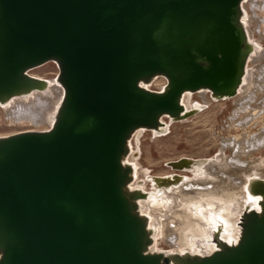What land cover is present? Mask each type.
Masks as SVG:
<instances>
[{"label": "water", "instance_id": "95a60500", "mask_svg": "<svg viewBox=\"0 0 264 264\" xmlns=\"http://www.w3.org/2000/svg\"><path fill=\"white\" fill-rule=\"evenodd\" d=\"M243 1L0 0V104L46 90L30 70L48 62L63 90L48 129L0 135V264H264V178L247 184L236 240L219 219L214 251H157L140 210L150 193L131 187L127 161L137 130L202 109L186 110L184 93L237 95L257 48ZM185 177L150 179L161 193Z\"/></svg>", "mask_w": 264, "mask_h": 264}, {"label": "bare ground", "instance_id": "6f19581e", "mask_svg": "<svg viewBox=\"0 0 264 264\" xmlns=\"http://www.w3.org/2000/svg\"><path fill=\"white\" fill-rule=\"evenodd\" d=\"M242 7L249 37L257 45L256 51L248 60L244 82L248 81L246 78L252 75V71L256 81L251 83L250 89L245 87L249 90L241 92L242 95L238 100L231 97L232 111L228 116L229 120H226V125L229 126L230 131L240 130V134L234 133L228 136L215 134L221 140V147L229 148L233 154L223 156L221 159L212 158L206 165H201L200 170L194 169V177L186 176L182 183L173 185L165 191L167 193L165 198L154 199L158 206H155V202L152 206L157 210L148 205L149 201L151 203L149 200L151 196L140 201V210L148 216L149 225L154 229L152 246L154 250L212 252L215 250V245L211 242L210 236L212 229L217 228L219 219L225 223L222 238L227 241L236 240L239 235L237 225L239 216L249 202L246 195L247 184L254 176L264 178V165L259 161L255 163L257 160L252 159V155L259 152V146H262L261 150L264 149V127L255 133L251 132L252 127L264 119V64L261 63L264 58V49L261 46L264 41L262 13L264 0H244ZM45 79L48 81L46 90H34L28 95L14 97L6 104H0L5 111L1 116L2 120L10 124L27 125L30 127L27 130L48 129L61 102L63 90L55 77ZM164 81L156 90L163 87ZM155 82L156 79L147 87L154 89ZM256 88L257 96L254 94ZM195 95L199 97L198 101ZM211 102L213 99L206 90L186 92L182 96V104L186 110ZM166 119L163 117L162 121L166 123L168 121ZM142 131L144 129H139L132 136L131 153L127 161L134 166V181L131 187H139L145 191L144 183L139 184L145 176V170L138 159L133 158ZM236 172L241 175L237 176ZM204 174L208 175L207 178ZM256 201L254 199L252 204L254 205ZM158 207L163 211L159 212Z\"/></svg>", "mask_w": 264, "mask_h": 264}, {"label": "rangeland", "instance_id": "374dc122", "mask_svg": "<svg viewBox=\"0 0 264 264\" xmlns=\"http://www.w3.org/2000/svg\"><path fill=\"white\" fill-rule=\"evenodd\" d=\"M262 13L264 14V10ZM261 46H263L264 49V41L262 42ZM261 63L264 64V58L262 59ZM253 69H255V67ZM34 73L36 74L35 76L42 78L56 77L55 75L58 73V67L55 62H48L30 70V74L34 75ZM251 73L252 75H248L246 78L248 81L245 80L247 83L244 82L239 88L237 95L234 96L235 100L239 99V97L242 95L241 92H247L251 87V83L256 81L254 80L256 79L254 77V72L252 71ZM164 80L165 79L161 77L156 78L153 88L156 89L158 85L163 83ZM245 87H249V89ZM254 91V94L257 96V88ZM195 98L197 101L199 100V97L196 95ZM232 98H224L216 101L213 100L211 103L200 105L202 106V109L196 111L193 115L181 121L169 123L168 128L164 133L155 134L151 130L147 129L140 133L138 137L139 141L137 144V149L134 150L136 156L134 155L135 157L133 156V158L138 159L145 170V176L143 179H141L142 183L140 182L139 184L144 183L146 188L145 191L148 193H151L154 189L152 192L153 194H149V196L152 198L148 196V198H151L149 199L151 200V203L149 201L148 204L150 208H155L156 205L158 206L157 202H155L156 199L161 200L167 195L165 191H162L163 193L156 192V189L152 183L153 181L150 179L152 176H166L178 173L181 175L194 177V169L190 171H178L174 170L168 163L183 157L211 160L212 158L221 159L223 156L233 154L229 148L227 149L221 147V140L215 135L216 133L220 136H228L234 133L240 134V130L238 131V129H236V132L233 131L234 129H232V131H230L229 126L226 125V120H229L228 116L232 111ZM4 112L5 111L0 106V135H4V133L6 135L7 132V134H11L14 133V131L18 132L30 129V127L27 125L10 124L5 122V120H2L1 118V116L5 114ZM262 127H264V119L260 121V123H258V125L255 127H252L251 132L255 133ZM260 147L262 146H259V152L252 155V159L255 158V160H257L255 163L259 161V163L264 165V149L261 150ZM236 175L239 176L241 173L236 172ZM207 176L208 175L204 174L205 178H207ZM152 199L155 200L153 201ZM154 202L155 206H152L154 205ZM159 207L158 211H163L159 210ZM229 207L232 208L233 206Z\"/></svg>", "mask_w": 264, "mask_h": 264}]
</instances>
